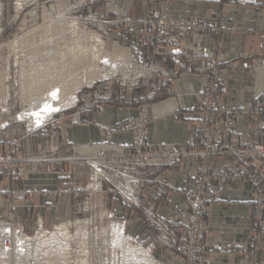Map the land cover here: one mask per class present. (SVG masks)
Instances as JSON below:
<instances>
[{
	"label": "crops",
	"instance_id": "obj_1",
	"mask_svg": "<svg viewBox=\"0 0 264 264\" xmlns=\"http://www.w3.org/2000/svg\"><path fill=\"white\" fill-rule=\"evenodd\" d=\"M152 0H112V6L105 11L127 15L138 23L132 24L134 42H148L150 32L145 31L143 21L150 11ZM166 13L169 17L189 18L201 24H218L222 27L223 43L219 51V65L229 86L227 100L236 108L252 109L256 106L255 96L264 93V0H169ZM119 36V35H118ZM182 46L164 45V60L177 71L170 78L173 93L160 91L150 99V120L147 141L149 144L187 146L195 138L200 112L195 108L203 88V78L198 74L208 65L210 56L217 52L216 38L210 33L203 34L197 51L199 59L187 67ZM145 82V81H144ZM109 83L97 86L108 88ZM162 90V88H161ZM114 100L93 104L94 91H80L77 103L71 110L61 112L53 120L32 132L25 139L27 152H49L51 145H59L58 156L71 157L77 154L98 156L103 150H115L133 141L131 131H116L110 136L105 129L119 122L137 117L139 105L134 102L137 91L127 92L115 85ZM78 112L79 121L73 120ZM253 123L251 116L243 115L236 125L218 127L219 138L230 142L251 140L249 131ZM54 133V138L51 135ZM210 169L247 167L241 159L231 156L212 157ZM198 168L195 159H183L174 170H165L161 178L178 189L169 190L159 204L158 212L166 218L181 220L188 206L181 191L184 181L194 175ZM88 169L69 162H60L58 169L48 171L45 163L29 164L22 176L2 177L0 175V215L8 213L5 193L25 191L26 196L16 200L9 210L14 217L30 226L40 215L48 225L66 218L74 208L76 197L65 191L70 180L84 181ZM211 185H216L214 179ZM152 189L147 187L144 198L147 201ZM254 195L249 182L241 179L228 180L210 202L206 224L201 230V241L206 247L209 264H250V260L235 248L249 242L254 208ZM124 216L126 213L123 209ZM134 212V211H133ZM128 223L134 234L143 240H151L153 232L136 211ZM165 254V253H164ZM169 260L168 254L163 257ZM254 261L264 264V230L257 241Z\"/></svg>",
	"mask_w": 264,
	"mask_h": 264
},
{
	"label": "rangeland",
	"instance_id": "obj_2",
	"mask_svg": "<svg viewBox=\"0 0 264 264\" xmlns=\"http://www.w3.org/2000/svg\"><path fill=\"white\" fill-rule=\"evenodd\" d=\"M168 1L169 0H167L166 4H168ZM78 6L80 7L78 8ZM88 7L91 8L92 12L102 13L103 15H96V17L92 18L93 20L90 19L89 23H86L84 19H86V16L89 14ZM108 7H113L112 0H0V154L11 156V158L15 160L13 163H10L13 168L0 167V175L2 177L22 176L27 172V166L29 164L37 163H45L48 171H55L58 169V164L63 161L88 169V176L84 181L70 180L66 184L65 191L73 194L76 197V202L69 215L63 220L48 225L44 222L42 216L37 215L30 226L25 225L22 221L14 217L9 210L15 207L17 199L26 196L28 193L26 194L25 191H11L4 194L8 213L6 215H0V223L6 222L14 225H21L23 231L27 235L34 236L42 229L47 231V235H50L55 231L57 225L63 222H70L69 234L72 237L69 239V242L74 249V255H83L89 264H147L144 258H140L139 256L132 260V257L128 256L124 248L121 247V242L114 237L110 230L113 221H124L126 234L133 237L141 246L149 248L152 256L156 258V260L160 261L162 264H179L173 261L169 254V260L163 258L165 251L164 247L160 245L159 235L161 231L159 229L149 226L146 222L153 232V238L151 240H143L142 237L134 234L130 228L128 223L129 217L136 211H139L140 217L146 221L144 206L138 207L134 204L128 205L123 203L124 199L121 192L125 191V187L132 188L130 180H121L113 173L108 180H102V171L98 164H96V170L94 169L90 172L88 166L83 163L85 159H82V157L85 158L87 156L77 154L71 156L76 157L77 160L68 161V157L58 156V151L53 150L57 144L51 145L49 152L45 153L27 152L25 150V139L28 135L41 128L50 120H53L61 112L71 110V107H73L77 101L72 106L61 109L44 124L31 130L29 129L28 121L19 120L15 117L27 107V104L21 99L22 89L20 82L22 66L20 62L30 61V59L28 58L29 54L25 53L20 55V62H16V52L13 49L15 48L14 44L32 35L34 33L33 30L44 23L46 14L53 17L66 15L75 18V25H77L79 29L89 33L93 37L92 39L104 43L105 48L109 51H113L115 43H118L120 46L131 50L130 62H132L134 67L142 66L151 68V70H148L147 74L137 75L132 80L128 77H124V75L120 73L106 79L96 80L91 85H84L78 91L77 98L78 95H80V91L90 89L94 91L93 104L111 101L114 100L111 94L113 88L115 85H118L124 87L127 92L137 91L138 95L134 102L139 105L140 109L142 102H148L150 104L149 100L153 99L160 91L164 90V93L174 92L169 86V77L175 78L177 71L164 60L165 54H162V52L159 54L154 53L157 47H160V50H164L163 46L166 44L160 41L152 42L150 36L148 42H134L131 38V26L132 24L138 23V21L128 18L127 15H117L105 11ZM153 7L154 1L152 0L150 10ZM149 15L150 11L148 13V16ZM148 16L141 21L144 29V22ZM106 18L109 19H107L108 21L113 22V24H108V34H104L103 31L100 30L101 21H104ZM184 19L205 27H217L220 29L217 33L213 32L211 29L203 32V34L210 33L215 36L216 48H218L216 55L218 58L223 43L221 25L201 24L193 19ZM145 31L147 30L145 29ZM188 37L182 39V43L183 41H187V45L190 46L194 42L191 39L192 37ZM182 43L180 46H182ZM7 68H9V75L6 77L3 71ZM205 68L198 74L203 78V81H205ZM168 69H172L174 73L166 74L165 71H169ZM220 72L221 76L224 78L221 67ZM137 80H140L139 86L136 84ZM165 80L168 81L165 82ZM103 83H109L108 88L97 89V86ZM151 94H154V96L150 97ZM106 96H109V98H105ZM5 99L6 101L4 103ZM76 114L77 112L73 113V120H81L76 118ZM54 135L55 134L52 133L51 139L54 138ZM163 200L164 199L159 200L155 205V211L158 215H160L158 206ZM121 209L125 211L126 216L122 214ZM15 237L17 238L14 234L10 235L11 240L16 239ZM153 242L156 243V248L153 247ZM39 256L37 261L33 263L46 264L43 262L46 257L44 255ZM25 258H29V260L33 259V257ZM252 264H256L255 261H253Z\"/></svg>",
	"mask_w": 264,
	"mask_h": 264
},
{
	"label": "built area",
	"instance_id": "obj_3",
	"mask_svg": "<svg viewBox=\"0 0 264 264\" xmlns=\"http://www.w3.org/2000/svg\"><path fill=\"white\" fill-rule=\"evenodd\" d=\"M153 1L154 7L144 22L145 29L151 33V41L180 46L182 39L192 37L194 43L187 45L183 50L187 66H192L199 58L197 45L203 32L211 29L217 33L220 29L205 27L182 18H170L165 12L167 0ZM88 9L89 14L84 19L86 23H89V20L96 15H103L92 12L90 7ZM107 19L101 21L100 25V30L104 34H108V24H113ZM161 52L166 54L165 50H160V47L154 50V53ZM216 54L217 52L210 56L204 71L205 81L198 96L199 103L195 108L201 116L196 136L189 145L182 147L149 144L147 132L150 104L142 102L137 117L129 118L105 129L108 136L116 131H131L134 136L131 144L115 150L105 149L98 156L82 157L83 160L85 159L84 165L88 166L90 172L96 170V164L99 165L102 180H108L112 173L121 180H130L132 188L125 187V191L121 192L123 203L134 204L138 207L144 206L148 225L161 231L159 241L164 247L165 254L171 255V259L179 264H209L206 260V247L201 241V230L205 226V218L210 211V202L216 195L218 186L222 187L228 180L237 178L249 182L253 191L254 209L249 242L246 246L234 249V251L243 253L251 264L257 250V241L264 228V93L254 97L256 106L252 109L233 107L227 100L229 86L221 76ZM168 70L165 71L166 74L174 73L172 69ZM139 81L136 82L137 86H139ZM96 95L98 96L97 93ZM153 96L154 94L150 95V97ZM243 115L253 118L249 131L251 140L230 142L219 138L220 124H224L227 128L234 127ZM76 118L80 119L78 112ZM58 149V145L53 148L57 151ZM216 156L241 159L242 164L247 168L210 169L208 167L210 159ZM186 158L195 159L198 162L196 172L184 181L181 188L185 194L188 211L184 213L181 220L164 218L156 213L155 205L159 200L165 199L170 189L178 188L167 183L160 175L165 170L176 169ZM72 160L77 159L68 157V161ZM14 161L11 156L0 154V167L13 168L10 163ZM211 179L216 180L217 184L211 185ZM147 187L151 188L152 192L147 195L149 198L146 201L144 195ZM152 245L156 248L155 242Z\"/></svg>",
	"mask_w": 264,
	"mask_h": 264
},
{
	"label": "bare ground",
	"instance_id": "obj_4",
	"mask_svg": "<svg viewBox=\"0 0 264 264\" xmlns=\"http://www.w3.org/2000/svg\"><path fill=\"white\" fill-rule=\"evenodd\" d=\"M33 31L32 35L14 44L13 48L16 62H20L21 54H29L30 61L20 62L21 99L27 107L15 117L28 121L30 130L47 122L61 109L75 104L77 93L84 85L119 73L132 80L151 70L134 67L130 62L131 50L118 43H115L113 51H109L104 43L79 29L75 25V18L70 16L53 17L46 14L44 23ZM4 70L7 77L9 68ZM53 92L56 96L52 95ZM46 104L50 106L49 110H45ZM70 224L63 222L57 225L50 235L42 229L36 235L29 236L21 225L1 222L0 264H35L33 262L37 261L39 255L46 257L43 261L46 264H89L83 255H74L69 242L72 237L69 234ZM110 230L132 260L139 256L147 264H162L152 256L149 248L141 246L126 234L124 221H113ZM11 234L17 238L11 240ZM25 257H33V261Z\"/></svg>",
	"mask_w": 264,
	"mask_h": 264
},
{
	"label": "snow or ice",
	"instance_id": "obj_5",
	"mask_svg": "<svg viewBox=\"0 0 264 264\" xmlns=\"http://www.w3.org/2000/svg\"><path fill=\"white\" fill-rule=\"evenodd\" d=\"M52 95H53V96H56V93L53 92ZM49 109H50V106L46 104V105H45V110H49ZM51 110H52V111H56V110H58V109H51Z\"/></svg>",
	"mask_w": 264,
	"mask_h": 264
}]
</instances>
